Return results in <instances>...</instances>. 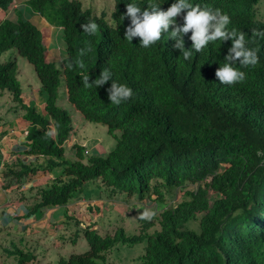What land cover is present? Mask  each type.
<instances>
[{
  "label": "trees",
  "instance_id": "1",
  "mask_svg": "<svg viewBox=\"0 0 264 264\" xmlns=\"http://www.w3.org/2000/svg\"><path fill=\"white\" fill-rule=\"evenodd\" d=\"M13 1L0 0V9ZM24 1L48 25L62 29L65 55L59 67L45 62L36 26L20 18L0 21V56L16 50L33 67L46 97L44 116L33 108L21 109L30 124L27 153L47 159L41 165H19L15 181L60 168L59 177L37 191L34 209L66 205L88 183L98 181L110 195L151 200L154 194L161 210L151 221L138 219L137 234L118 228L101 236L87 229V250L52 264H109V251L142 242L145 250L137 264H264V37H252L254 29L264 32V21L256 15L259 0H188L227 14L228 30L244 33L246 47L258 49L255 67L233 65L246 79L232 86L220 84L215 76L226 63L231 39L210 42L200 53L192 49L188 61L168 33L148 48L140 47L138 37L124 39L131 23L122 17L127 4L142 11L152 4L166 11L176 0H114L110 20L105 13L96 16L82 9L78 0ZM184 15L176 18L175 26L183 25ZM88 22L99 26L95 34L83 32L81 25ZM190 36H183L185 50L192 47ZM85 48L91 51L81 56ZM78 60H83V69ZM106 69L111 80L84 87V76L93 84ZM17 72L15 60L0 61V91L20 104ZM61 77L67 102L85 121L105 126L114 137L115 146L104 156L85 157L84 148L74 144L75 160H65L72 125L57 104ZM113 82L131 88L132 98L111 104L108 89ZM53 130L54 136L46 135ZM179 191L181 199L167 207ZM155 223L159 229L150 233ZM17 255V264L33 258L20 250Z\"/></svg>",
  "mask_w": 264,
  "mask_h": 264
},
{
  "label": "crops",
  "instance_id": "2",
  "mask_svg": "<svg viewBox=\"0 0 264 264\" xmlns=\"http://www.w3.org/2000/svg\"><path fill=\"white\" fill-rule=\"evenodd\" d=\"M18 18L29 21L42 34L44 29L47 30L45 37L43 35V43L44 40L47 41V44L44 43L45 48L48 47L45 51V62L60 64L65 55V47L60 39L61 29L47 25L23 0H15L6 10L0 9V21L6 19L15 22ZM6 54L17 63L19 56L16 51L9 50ZM27 80L30 82L25 84L24 88L20 86V104L15 103L8 92L0 91V261L8 257L16 264L15 255L17 250H20L34 252L36 258L33 264H43L62 256L59 249H64L81 224L91 223L103 228V211L110 216L114 208L110 203L112 199H106L100 194L96 196L99 198H85L84 190L65 206L47 205L33 208L38 202L37 191L52 184L59 177L60 171H37L24 176L19 182L15 181L14 176L19 165L33 166L45 163L43 157L27 153L30 124L24 119L21 106L33 108L44 116L46 98L38 79L29 76ZM61 91L62 89L59 93ZM85 143L80 144L76 132H72L64 144L65 153L69 150L72 154L71 148L74 144L84 146L85 152L89 153ZM96 150L101 154L95 155H104L105 150L101 145L94 143L91 151L96 153ZM18 183L20 185L17 187ZM87 188L88 191L92 190L90 186ZM103 195H106V191H103ZM12 234H15L16 242H7L6 239Z\"/></svg>",
  "mask_w": 264,
  "mask_h": 264
},
{
  "label": "clouds",
  "instance_id": "3",
  "mask_svg": "<svg viewBox=\"0 0 264 264\" xmlns=\"http://www.w3.org/2000/svg\"><path fill=\"white\" fill-rule=\"evenodd\" d=\"M12 3L9 6H11ZM82 9H84V8L82 7ZM113 10H114V6H113ZM182 12H186V15H184V17H183V25L182 26H175L176 18L178 16H180V14ZM111 14H110V18H111ZM99 15H96V16H99ZM122 17L123 18H125V17L129 18L130 22H131L130 25L125 30L124 39H126L128 41H132L133 38L138 37L140 39V47L148 48L151 45L156 44L158 41H160L162 39L163 33H168L169 39L175 41L174 47L176 49H179L182 52V55H183L185 61H188L191 59L192 49H194L196 53H200L203 51V49L210 42H216L217 40L227 41V40L231 39L232 40V47L229 49L228 55L225 57L226 63L222 67H219L217 69V71L215 72V76L218 79L220 84L232 86V85H235L237 83H242L243 81H245V79H246L245 72L239 71L233 67V65L236 64L237 62L240 64L241 67H244V68L255 67L259 62V57L257 54L258 49L253 50V49H249L246 47V41H245V34L244 33H242V32L238 33L235 29H232L231 31L228 30V25L231 23L230 17L227 14H223L221 12V10H219V9L213 10L211 8H202L200 5L194 6L193 4L189 3L188 0H176V2L172 3L171 6L168 7V9L166 11L161 10L160 7H158L156 5H152V4H150L146 10L142 11L141 8L138 7L136 4L129 3L126 5L125 16H122ZM110 18L107 20H110ZM3 20H5V19H3ZM170 26H174V30H172L171 32H169ZM81 27L83 28L84 33L92 35V34H95V32L97 31L99 26L94 22H88L86 24L81 25ZM55 28H58V27H55ZM189 32H191L190 40L192 42V47L190 50H185L183 36L188 34ZM41 34H42V32H41ZM61 35H62V29H61ZM257 36L264 37V32H260V31L254 29L252 31V37H257ZM60 39H61V37H60ZM42 43H43V34H42ZM43 45H44V43H43ZM44 47H45V45H44ZM64 47H65V45H64ZM45 50H46V48H45ZM87 51H91V49L90 48L82 49L80 51V55L83 56ZM44 59H45V51H44ZM77 63L81 69L84 68L85 65H84L83 60H78ZM71 66H72L71 64L68 65L69 68ZM17 74H18V72H17ZM109 80H111V72L106 69V70L101 71L99 79H96L93 84L89 83V76H84L83 83H84L85 88H91L93 85H95L96 87L102 86V85L106 84ZM132 95H133V93H132L131 88H129L126 85H119L116 82H113L111 85V88L108 89V99L110 100L111 104H113V105L119 106L122 102H126V101L130 100L132 98ZM72 132H73V129H72L70 135L72 134ZM46 135L54 136L55 132L53 130V131L46 133ZM77 145H79V144H77ZM80 146H82V145H80ZM82 147L84 148L85 157L92 155V154L89 155V153H86L85 147L84 146H82ZM64 149H65V147H64ZM71 151L73 152L72 155L74 156V151L72 150V148H71ZM65 155H66V153L64 154V157H65ZM94 156H99V155H94ZM37 157H41V156H37ZM43 158L45 160L47 159L45 157H43ZM83 162H85V160ZM42 164H45V163H42ZM39 165H41V164H39ZM54 169H59V171H60V168H53L52 170H54ZM59 175H60V172H59ZM92 183L101 187L103 189V191H106V195H103V196L106 199H108V198L112 199L110 201L112 206L116 207L117 205H120L121 209L123 210V208L121 206L122 203H120L119 201L116 202L115 197L123 196L124 194L118 193V194H111L110 195L109 191L106 190L105 188H103V186L98 181L92 182ZM19 185H20V183H18V185H16V186L18 187ZM78 195H77V197H78ZM175 205H176V202H175ZM63 206H65V205H63ZM115 211L116 210L114 209V212H112V214H116ZM103 213H105L106 216H109L107 214V212L103 211ZM156 214H157L156 212H154L150 209H145L143 212H141L140 215H138L137 219H139L141 221H151L156 216ZM106 216L103 215V227H105V225H106L105 224V217ZM76 224L78 226V223H76ZM118 228L123 229V227L110 228L109 230H107V228H105L103 231L102 227L91 224V223L87 224V225L81 224L80 229L78 231L74 232V234H76V235L71 236L69 238V241L72 244L70 242L69 243L73 247L76 245V243L79 239H80V242H85V240L83 238V231H85L87 229L95 231V232L99 233L101 236H104L106 234H112ZM85 244H86V242H85ZM87 248L88 247L86 244V250H87ZM59 250H60V254L62 256H60L58 258L56 257L55 259L50 260V262H46L43 264H52V263L57 262L61 258H63V259L68 258L71 254L83 253V252H75V251L73 253H65L64 249H59ZM23 253H27V252L25 251ZM29 253H31L33 255V258L27 264H33L36 256H35L34 252H32V251H29ZM64 254H67V255H64ZM15 256L19 257V255H15ZM35 264H41V263L37 262Z\"/></svg>",
  "mask_w": 264,
  "mask_h": 264
},
{
  "label": "rangeland",
  "instance_id": "4",
  "mask_svg": "<svg viewBox=\"0 0 264 264\" xmlns=\"http://www.w3.org/2000/svg\"><path fill=\"white\" fill-rule=\"evenodd\" d=\"M82 7L84 9H89L92 11L94 15H99L100 13H105L106 18H110V14L113 11L114 6V0H79ZM257 10V17L264 21V0H259L258 5L256 7ZM48 29V28H47ZM47 34V30L44 29L43 35ZM48 38V36H46ZM45 39V38H44ZM45 44H47V41L44 40ZM48 50V47H46V50ZM15 51V50H13ZM9 59H13L12 57H9V54H6V52L0 57V61H7ZM17 70L19 71L17 74V80H20V86L24 88L25 84L29 83L30 81L27 80L28 77H33L34 79H37L33 67L22 57L19 56L17 61ZM60 64L57 66L59 67ZM20 75V76H19ZM62 88L59 89V91L62 89V91L59 93V104L58 106L65 109L67 113L71 117V125L73 129V133L76 132L77 139L79 140V143L82 144L83 142H86L85 145L88 147L89 155L90 153L93 155L95 154H101L98 150H96V153H93L91 151L92 146L94 143L101 145V147L105 150L104 155L108 153L113 147L115 146V139L112 135H110L107 132V129L105 126L100 124H95L92 122H87L82 119L81 115L75 111V109L67 102L66 96H65V87H64V80L61 77V83ZM116 135L120 134V131L115 132ZM65 160L67 161H73L75 160V157L70 154L69 150L66 151ZM87 186L92 187V190L88 191ZM86 188H84L85 198H95L97 195L103 196V189L96 184L90 182L88 183ZM188 189H192L195 186H187ZM209 196H211L212 192L209 191ZM182 197V191L177 192L175 198L172 201H168L167 207H174L175 202L177 203ZM99 198V197H96ZM151 200H148L147 197L144 199H139L137 196H117L115 201L122 203L121 209L120 205H117L116 207H113L116 211V214H111L110 216H106L105 213H103L105 217V227H103V231L105 228L109 230L110 228H117V227H123L124 231L128 235L137 234L139 230V223H138V215L141 214L145 209H150L154 212H156V216H159L160 213V207L158 205V202L155 201V195H151ZM191 227L195 228L196 225L194 223L190 224ZM159 229V224L155 223L154 227L149 230V232H153L154 230ZM112 231V230H111ZM7 242H16L15 234H12L10 238L6 239ZM3 242V241H2ZM9 244V243H6ZM145 242L138 243L133 246H118L111 251H109L106 254V260L109 264H137L139 257L144 253L145 250ZM10 249V248H9ZM73 249V250H72ZM86 250V244L85 242H80V239L77 241L75 246H71L70 243H66L64 247L65 253H73L75 252H84ZM39 254V253H38ZM26 257V256H24ZM19 258L15 260L16 263L19 262ZM0 263L3 264H13V261L11 258H6Z\"/></svg>",
  "mask_w": 264,
  "mask_h": 264
}]
</instances>
